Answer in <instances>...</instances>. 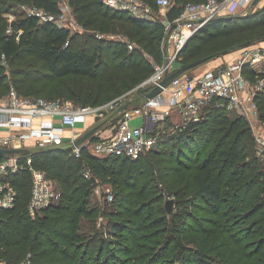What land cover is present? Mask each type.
Listing matches in <instances>:
<instances>
[{"label": "trees", "instance_id": "obj_1", "mask_svg": "<svg viewBox=\"0 0 264 264\" xmlns=\"http://www.w3.org/2000/svg\"><path fill=\"white\" fill-rule=\"evenodd\" d=\"M22 1L32 8L54 14L61 12V0ZM67 1L83 26L125 33L143 44L156 62H163L160 44L163 24L158 18H138L106 6L103 0ZM143 1L162 11L156 0ZM199 1L206 0H172L168 14L174 17L187 2ZM9 26L11 32H8ZM247 41L251 44L264 41V0L246 15L216 18L203 26L188 41L178 56L180 66L179 63L174 65L173 70L222 51L239 50ZM141 56L139 49H128L127 43L121 40L100 39L95 33L87 32L72 34L70 27L25 14L0 28V98L7 96L13 87L24 97L46 95L45 99L50 100L61 96L59 98L77 104H101L111 98L108 96L116 97L134 89L154 72L152 63ZM243 72L252 81L264 78V72L257 74L247 65ZM255 100L259 115L264 119V89L257 93ZM231 113L232 109L227 106L211 102L204 108L199 121L175 132L166 127L153 149L135 159L123 155L100 156L88 148L77 157L70 150L57 146L33 147L22 152L23 161L31 157L35 168L59 181L63 196L59 204L32 217L28 212L33 189L31 170L24 167L10 175L16 195L11 209L0 210V264H19L29 253L30 264H231L205 251L207 235L217 231L226 238L224 253H229L226 258L233 259V264H264V231L253 234L251 239H241L231 229L232 224L240 223L239 220L262 212L259 226L264 229V196L249 206L245 198L250 190H244L260 183L264 185V165L253 153L251 128L244 116ZM229 140L232 152L225 148ZM183 143L192 150L193 153L188 154L192 160L193 154L213 146L191 169L195 194L200 199L192 202L181 197L187 190L186 185L182 189H172L174 185L169 181L167 184L176 196V206L170 212L166 209L158 214L154 204L147 202L163 199L158 180L151 177L142 182L143 178L134 175V171L143 168L148 172L154 168L153 171H157L155 164L160 168L165 162L162 159L163 154L166 155L164 148L172 147L175 152V147ZM84 163L92 168L89 180L83 174ZM99 177L112 182L122 195L119 204L126 207L116 211V219L109 220V236L98 229L90 235L79 231L81 216L94 212L93 208H87V201L91 184ZM261 194L264 189L258 196ZM141 197L142 201L132 203ZM193 207L215 214L212 228L203 222L204 217L197 216ZM166 232L169 233L168 246L163 249V239H154ZM183 232H194L196 237L204 239L196 247H189L183 245ZM174 240L182 250L165 258Z\"/></svg>", "mask_w": 264, "mask_h": 264}, {"label": "built area", "instance_id": "obj_2", "mask_svg": "<svg viewBox=\"0 0 264 264\" xmlns=\"http://www.w3.org/2000/svg\"><path fill=\"white\" fill-rule=\"evenodd\" d=\"M103 3L138 18L155 20L159 16V11L143 0H103ZM156 3L162 9L160 13L166 12L160 19L165 30L162 50L166 60L162 64H155L154 72L148 78L134 89L96 105L77 104L64 98L48 100L43 97H24L12 87L8 97L0 98V147L30 149L28 143L32 141V147H62L77 157H81L82 150L88 148L100 156L123 155L135 159L153 149L166 121L168 131L175 132L176 129L185 128L190 123L199 121L204 108L211 102L230 109L239 108L248 116L250 113L252 116L249 117L257 118L259 111L255 96L264 89V78H258L255 89L248 95L245 90L250 79L243 69L247 65L257 74L263 73L264 48H247L232 63L219 65L200 75L184 72L157 95L151 98L145 95L160 84L167 73L173 71V62L203 26L224 13L232 14L242 10L243 15L248 14L254 9V0L187 2L174 17L168 14L172 0H156ZM64 7H61L59 14L38 8H32L30 14L39 17L40 21H52L58 26L70 27L71 31L79 29L81 24L76 20L73 24L68 23L67 7ZM11 31L12 28L9 27L8 32ZM96 37L121 40L127 43L129 49L134 48L124 37H104L100 33ZM142 89H146V92L142 93ZM131 95L137 97L130 100ZM136 100H140L139 105H134ZM128 102L129 105L122 109ZM139 115L145 117V123L131 124V120ZM97 122L100 127L93 136L76 145V141L89 130L85 126L90 123L91 126H96ZM78 127L83 128L78 130ZM260 138L259 153L264 165V136ZM20 154L6 153L0 158V210L11 209L15 202L16 188L10 175L28 167L33 174L28 212L35 217L58 203L62 194L61 186L57 179L35 168L31 157L23 161ZM84 170L86 177L92 176L91 167L84 166ZM30 263L31 253L19 264Z\"/></svg>", "mask_w": 264, "mask_h": 264}, {"label": "rangeland", "instance_id": "obj_3", "mask_svg": "<svg viewBox=\"0 0 264 264\" xmlns=\"http://www.w3.org/2000/svg\"><path fill=\"white\" fill-rule=\"evenodd\" d=\"M261 2H262V0H254V7H259ZM64 6L67 7L66 16L69 19L68 23L73 24V21H75V20L77 22H79L75 16V14H74L75 11L73 9V6H71L67 0H65V1L62 0L61 7L65 8ZM31 9H32V7L22 0H9V1H5V2H2L0 0V28L6 22L8 24H10L12 21H17L18 19L24 17L25 14H29L31 12ZM165 13L166 12H163V13L159 12V16H157L159 18V21H160V19H162L165 16ZM237 14L243 15L244 12L242 10H239V12L236 11L235 13H232V14L224 13L220 17H226L229 15H237ZM80 24L82 27L80 26L79 29L72 30V33H74V34L79 33L80 34V33H86L87 32V33H95V35L97 33H100L104 37H110L111 35L114 37H124L126 39V41L133 44L134 48L139 49L141 52V55H142L141 57L145 60H149L153 66L155 64H162L166 60V58L164 57V60L162 63L156 62V60L149 54V51L145 50L144 45L140 44L136 38L132 39L127 34L119 32L118 30H112L110 28L94 30L92 28H87V27L83 26L82 23H80ZM9 27H11V26H9ZM164 40H165V30L163 27V37L160 40V44H161L162 48H163ZM247 48H249V49H255V48L263 49L264 48V41L255 42V44H251L249 46L240 48L239 50L234 49L227 54L215 56L212 59L208 60L207 62L203 63L202 65L190 70L189 72L192 75H200L204 71L217 68L219 65H225L228 63H232L236 59L240 58L243 54V51ZM128 49H129V47H128ZM141 57H140V59H141ZM178 61H179V59L177 57V59L173 62V66L178 65V63H179ZM178 66H180V63ZM256 82L257 81L250 80V84L247 85L245 93H248V95H249L255 89ZM9 94L5 97H8ZM40 97L48 98L46 95L40 96ZM59 97H61V96H58L56 98H59ZM112 97L113 96H108V98H110L109 100H112L115 98V96L113 98ZM136 97H137L136 95H134L133 97L131 95L130 100L135 99ZM139 102H140V100L134 101V105H139L140 104ZM248 114H249V116H252L250 113H248ZM230 115H232V116H238V115L244 116L245 121H247L249 127L251 128V137L253 138L252 141L254 143V144H252L253 153L254 154L256 153V155L262 161L261 155L259 153V149L261 146V143H260L261 138L260 137L264 136V119H261L260 115H258L257 118H251L247 114H245V112L243 113V111L239 108L232 109V113ZM98 123L99 122H97L96 125ZM144 123H145V117L142 115L134 117L131 120V124L140 125V124H144ZM165 123L162 126L161 135L165 134V132H166ZM90 124L85 126V129H91V128L95 127V125L91 126ZM82 128L83 127H78L77 129L81 130ZM212 147L213 146L207 147L205 149V151L202 153L196 152L195 154H193V160L188 158V154L193 153L192 150L190 151V149L184 143H183V146L175 147V149H174L175 152L172 151L173 150L172 147H165L164 151L166 152V155L163 154V156L165 158H163V156H162V159H164L165 162H164V164H162V166L160 168L158 167V165L155 164L157 171H155V172L153 171V170H155V168L149 172L146 171L145 168H143L141 171H140V169L134 171V175H138L139 177L141 176L143 178L142 182L144 181V179L151 178V177H155L158 180V183H159L158 189L164 193L163 199H161V201H159V202H154V200L147 201V202H149V204H154V207L158 210V212H157L158 214H163V212L166 211V209H167L166 202L169 199L173 200V203L171 205V210L173 208L175 209L176 196L169 191V186L167 184V182H169V181H170V183H172L174 185V188H172V189H179V188L182 189L181 187L186 185L187 190L182 193L181 197H186L188 199H191L192 202L198 201L200 199L199 196H197V194H195L196 184L193 181V179H191V177H190V174L192 172L191 169L196 165V163L199 161L200 158H202L203 156H206L210 152ZM250 147H251V145H250ZM225 148L230 150V152L233 151L231 140L227 141V143L225 144ZM146 155H145V157H148L149 153ZM84 166L87 168L91 167V165H89L88 163H84ZM133 169H134V167H132L131 172L133 171ZM84 171L85 170L83 169V174L85 176ZM86 178H88V180L90 179V177H86ZM182 181H185L184 182L185 184H181ZM132 183H135V182L133 181ZM60 189L62 192L61 187H60ZM263 189H264V185H262L261 183H260V185L258 184L257 186H255L253 188L250 186L249 188L246 187L244 189L247 191L250 190L249 196H247L245 198V201L249 204V206H251L254 202H257V201H260L261 199H263L261 197L264 196V194H261L260 196H258V193H260V191ZM117 191L118 190L113 187L112 182H110L109 180L100 178V177L98 178V180L95 181V183L91 184L89 198L87 201V208L88 209L93 208L94 212L90 215L86 213V214H83L81 216L80 229H79L80 232L84 233L85 235H90L91 233L97 231V229H98V231H102L105 236L111 235L109 233V230H108L109 229L108 228L109 220L116 219V211L117 210L121 211V210L126 208L124 205L121 206L119 204L118 201H120V203H121L122 195H121V193H119V191L118 192ZM243 195L245 196L246 192H244ZM62 196H63V193L61 194L60 200L55 205L60 203V201L62 200ZM143 199L144 198H142V197L137 198L134 201H132V203L135 205L138 202L142 201ZM249 201H251V202H249ZM112 202H113V204H110ZM230 203H232V201ZM114 207H116V208H114ZM108 210H109L110 214H108ZM194 211L198 217H200V218L204 217L205 219L203 220V222H205L206 225H209V227L212 228V225H214L213 221L215 220V219H212V217H216L215 214H211L210 212H206V211H201V210H198L197 208H194ZM262 213H259L258 215H255V216L243 219V220H239L240 223H237L234 225L232 224V226L231 225H229V226H231L232 231H234L238 237H241V239H242V237L250 238L253 234L258 233L259 231H261V232L264 231V229H262V227L259 226V221H260L259 216ZM220 232L221 231H217L216 232L217 234L214 233L212 235L210 233L207 235L208 243H207V246L205 248V251L214 257H217L220 259L222 258L223 261L228 260L229 263L233 264L235 262L233 259H230V258L227 259L226 258L229 256V253L226 254L227 256L224 253V250H225L224 247L226 246V238L224 235H220ZM168 235H169L168 232L163 233L161 236L156 237L154 240L162 241V239H163V241H162V243L164 242L163 243L164 244L163 249H166V247L168 246V242H167ZM181 237L183 238V240H182L183 245H188L189 247H191V246L196 247L204 239L203 236H197L196 237L194 232H191V233L183 232ZM217 246H218V249H216ZM181 250H182L181 246H179L178 242L176 240H174L170 249H168L165 252L164 257L165 258L170 257V256L173 257L176 253L181 252Z\"/></svg>", "mask_w": 264, "mask_h": 264}, {"label": "water", "instance_id": "obj_4", "mask_svg": "<svg viewBox=\"0 0 264 264\" xmlns=\"http://www.w3.org/2000/svg\"><path fill=\"white\" fill-rule=\"evenodd\" d=\"M251 44V41H247L245 43H242L240 45V47H246L249 46ZM227 51H222L219 53H216L214 55H209L206 57H203L201 59H198L196 61H193L189 64H186L176 70H173L169 73H167L165 75V77L161 80L160 84L156 85L155 87H153L149 92H146V89H142L141 92L145 93V95L149 98L157 95L164 87H166L167 85H169L174 78H176L177 76H179L180 74L187 72L189 70H192L200 65H202L203 63L207 62L208 60L212 59L213 57L217 56V55H224L226 54ZM129 105V102L124 104L121 108L124 109ZM100 127L99 125H96L95 127L89 129L87 132H85L77 141H76V145H80L81 143H83L86 139L90 138L91 136H93V134L95 133V131ZM29 149L28 148H2L0 147V153L1 154H14V153H22V152H27ZM173 203L172 199L167 200L166 205H167V210L170 212L171 211V205Z\"/></svg>", "mask_w": 264, "mask_h": 264}, {"label": "crops", "instance_id": "obj_5", "mask_svg": "<svg viewBox=\"0 0 264 264\" xmlns=\"http://www.w3.org/2000/svg\"><path fill=\"white\" fill-rule=\"evenodd\" d=\"M28 146H30L31 148H33L32 147V141H29Z\"/></svg>", "mask_w": 264, "mask_h": 264}]
</instances>
